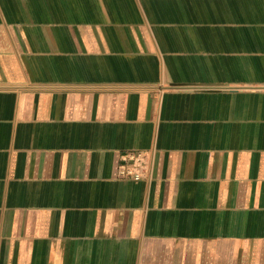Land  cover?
<instances>
[{
	"label": "crops",
	"instance_id": "1",
	"mask_svg": "<svg viewBox=\"0 0 264 264\" xmlns=\"http://www.w3.org/2000/svg\"><path fill=\"white\" fill-rule=\"evenodd\" d=\"M0 264H264V0H0Z\"/></svg>",
	"mask_w": 264,
	"mask_h": 264
},
{
	"label": "built area",
	"instance_id": "2",
	"mask_svg": "<svg viewBox=\"0 0 264 264\" xmlns=\"http://www.w3.org/2000/svg\"><path fill=\"white\" fill-rule=\"evenodd\" d=\"M118 175L133 181L144 179L146 171V154L142 151L122 153Z\"/></svg>",
	"mask_w": 264,
	"mask_h": 264
}]
</instances>
